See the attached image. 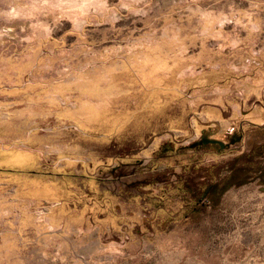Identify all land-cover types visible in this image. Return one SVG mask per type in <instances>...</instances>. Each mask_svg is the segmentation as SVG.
<instances>
[{
	"label": "rangeland",
	"instance_id": "1",
	"mask_svg": "<svg viewBox=\"0 0 264 264\" xmlns=\"http://www.w3.org/2000/svg\"><path fill=\"white\" fill-rule=\"evenodd\" d=\"M258 38L264 41V0H0V146L20 147L25 136L12 130L26 111L45 114L35 121L38 128L62 125L58 112L74 109L76 88L86 78L82 70L91 65L114 72L109 82L116 109L140 111L145 103L130 99L140 100L153 86L123 88L117 69L124 63L142 66L155 47L184 63L199 59L198 67L203 58L237 52L248 68L241 71L245 78ZM128 88L132 98L123 96ZM187 90L180 82V95ZM65 94L70 98L62 100ZM122 117L116 121L137 123ZM64 125L75 129L70 120ZM204 137L176 136L173 146L160 136L155 145L118 158L150 178L148 197L140 201L127 176L125 182L84 183L85 189L119 193L115 211L106 201L100 209L87 207L90 196L79 193L81 213L62 221L42 197L30 206L21 199L25 188L17 190L12 177H4L0 264H264V127Z\"/></svg>",
	"mask_w": 264,
	"mask_h": 264
},
{
	"label": "crops",
	"instance_id": "2",
	"mask_svg": "<svg viewBox=\"0 0 264 264\" xmlns=\"http://www.w3.org/2000/svg\"><path fill=\"white\" fill-rule=\"evenodd\" d=\"M257 43L258 49L252 55L253 62L250 64L251 73L245 78L241 71L248 68L242 65L237 52H220L214 61L203 58V66L198 67L199 59L195 61L190 58L184 63L175 52L160 49L161 53L158 54L155 47L150 49L155 51L150 52L142 66L135 68L131 63H124L123 68L117 69L121 71L118 79L123 88L134 87V84L141 88L150 84L153 86L140 100L138 95L132 98L129 88L124 91V98L133 99L130 102L145 103L146 107L140 111L116 109L115 96L110 90L113 85L109 82H114L111 68L95 70L96 65L84 68L82 72L86 78L81 88H76L74 109H61L58 112L57 118L62 125L38 128L35 121L46 116L30 111L16 117L21 122L16 123L12 134H23L25 138L20 140L21 148L7 150L0 146V198L9 182L4 177H12L14 188L26 190L21 199L28 200L30 205L31 202L36 203V196L42 197V203L51 204L49 212L58 211L62 221L69 214L81 213L84 204L75 201L79 193L90 196L87 207L94 205L100 209L105 207L106 201V207L115 211L118 206L115 197L119 193L105 192L100 186L95 191L89 187L85 189L84 183L102 181L106 177L125 182L124 177L127 176L136 185L138 201L148 197L150 191L147 185L150 178H140L146 173L125 161L118 164V158L129 157L134 152L155 145L160 136L170 137L174 146L177 140L173 138L176 136L191 141L200 132L206 138L216 134H241L247 127L263 128L264 41L260 42L258 38ZM182 69L190 71V74H177ZM196 70L202 71V74H194ZM183 81L188 94L180 95L179 86ZM244 85L254 87L256 91H245L242 89ZM201 87L210 89L196 93V89ZM211 87L216 89L212 91ZM68 98L70 96L65 94L61 99ZM118 116L135 119L137 123H132V126L130 122L128 127V123L116 121ZM67 120L74 124V130H68L64 125ZM138 123L143 124L139 127ZM3 134L0 129V142ZM3 172L11 174L4 176ZM155 174L158 176V173ZM67 179L79 185L67 187ZM67 194H70L69 197ZM107 195L114 197L113 203ZM124 198L129 202L127 199L132 197Z\"/></svg>",
	"mask_w": 264,
	"mask_h": 264
}]
</instances>
